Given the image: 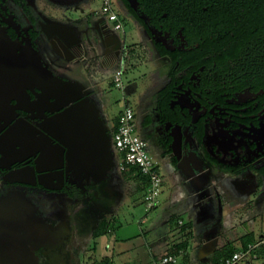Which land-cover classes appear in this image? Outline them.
Returning <instances> with one entry per match:
<instances>
[{
	"label": "flooded vegetation",
	"instance_id": "flooded-vegetation-1",
	"mask_svg": "<svg viewBox=\"0 0 264 264\" xmlns=\"http://www.w3.org/2000/svg\"><path fill=\"white\" fill-rule=\"evenodd\" d=\"M94 1L0 0V61L4 62L0 65V223L5 212L13 216L7 218L11 235L0 237L1 263L24 260V236L30 226L37 228L38 221L49 218L61 201H86L88 217L93 218V213H105L115 196L109 179L96 181L88 174L79 186L66 158L59 157L62 146L49 130L57 133L56 120L72 102L61 106L62 100L41 96L25 76L14 80V71L29 70L36 58L54 73L77 79L71 69L88 57L89 46L97 50L90 37L93 32L103 65H121L125 44L94 8ZM113 3L120 14L141 26L162 61L163 83L150 98L145 93L135 106L125 105L133 108L136 130L150 151L189 175L196 172L199 180L209 167L232 172L264 169V0ZM69 6L78 8L81 17L66 15L64 20L51 12ZM85 6L92 12L83 14ZM179 7H183L182 19L166 10ZM81 19L84 27L78 25ZM55 60L71 61L65 74L51 68ZM87 88L102 106L98 88L94 84ZM42 149L47 150L45 156L40 155ZM44 251L41 248V258L52 262ZM80 254L70 256L65 247L54 257L57 262L79 264Z\"/></svg>",
	"mask_w": 264,
	"mask_h": 264
},
{
	"label": "rangeland",
	"instance_id": "rangeland-1",
	"mask_svg": "<svg viewBox=\"0 0 264 264\" xmlns=\"http://www.w3.org/2000/svg\"><path fill=\"white\" fill-rule=\"evenodd\" d=\"M93 5L94 8L100 9L99 0H95ZM92 10V8H87V6H85V13L83 14H89ZM51 12H54V14L58 12L57 14H60L59 16L64 20H66V15L71 18L81 17L82 15L78 8L70 6L64 11L54 9ZM119 18L123 27L118 30L117 35L124 42L126 47L124 60L121 63L123 68V72L121 73L123 81L122 87L116 86L111 81L115 71H117L121 65L116 64L114 68L103 65V55L100 51L101 48L99 49L100 42L94 32L91 33L90 37L94 45L97 46H95L97 50L89 46L87 48L88 57L71 69L77 78L72 80L78 81L83 86L86 94L88 91L87 86L92 87V84H94L95 87L98 88L97 92L100 100L103 102L102 106H100L96 100L95 101L100 108L101 116L108 124L109 134L111 132L110 126L115 124L118 113L125 107L126 103L135 106L137 101L139 102V100L145 96V93L146 97L150 98L157 87L163 83V76L161 73L162 61L157 58L144 30L139 24L136 26L135 21L133 18L131 19V17L121 13ZM84 23L85 22L81 19L78 22L79 27H84ZM68 60L59 63L55 60L51 63V68L57 70L59 74H65V66L71 64V61ZM131 85L136 87L134 92L129 91ZM136 131L139 133L138 129ZM112 149L114 152V167L112 168V172H108L106 180L109 179L108 183L116 190L114 198L109 202L110 204L107 205L108 210L105 213L104 210H98L99 212L93 213L95 214L93 215L94 217L90 218L88 217L90 209L87 208L88 203H86V201H82L80 198L73 203L67 200L61 201L59 204L60 206L55 210L56 212L54 211L49 218H42L38 221L37 228L30 226V231L26 234L27 236L22 235L25 237L24 244H26L25 249H27L25 258L24 260L21 259L18 261L14 258L15 262H12V264H71V262L64 263L55 260L54 252H64L65 247L69 250L70 256H74L75 253H81V261L85 260L93 264L94 260L98 261L99 259V262H101L100 260L104 258L100 257L101 246L99 241L96 240L97 236H93L92 234L93 229L96 226L98 227V222L99 224L105 222V232L111 233L115 237L113 248L110 246V243L105 245V249H112V255L109 257L108 264H151V255L148 253V246L154 237L163 233L165 229L164 225H167L170 232L175 235L180 232L178 219L180 216L185 220L188 219L186 213L180 211L174 212L168 220H165L163 215L166 205L171 200L170 198L174 199V201L171 202L173 205L180 202L182 195L179 194V182L176 179V175L180 171L176 173L172 164L166 157L160 159L155 155L160 162L161 173L165 182L162 184L157 205L154 208L146 209L144 202L145 190L142 189L141 183L138 182L139 178L137 177V175L140 174L139 170L135 168L136 170L130 173L126 170L120 171L116 166V151L114 147H112ZM129 169L130 167L127 170ZM113 171L120 173L116 175ZM262 172L264 173V169L261 168L258 175ZM81 174V180L78 179L79 186L83 184L82 179L83 176H85L84 173ZM219 191L221 192V190ZM262 207L264 208V206L255 203V205L250 208L252 212L259 213ZM73 213L75 218L72 215ZM102 216L104 219H101ZM1 218H4V220H2L3 223H0V237L3 236L7 239L12 233L7 218H13V216H11V214L9 216L4 214L1 215ZM58 218H61V223L59 220L55 221ZM2 225L5 227L3 228ZM13 225L15 226L16 222H14ZM56 226L58 227L57 230L55 229ZM244 228H246V225L240 224L239 227L235 228V231L236 229L238 231L242 229L243 231ZM109 236L110 234H108V237ZM249 237L250 236L246 234L236 235L231 233L225 249H232V247L237 248L241 241L246 242ZM1 248H3L2 244H0V253ZM41 248L43 250L45 249L44 253H42L44 256L54 259L52 262H50L51 260L48 261L49 258L48 260L46 257L45 259L41 258L39 253ZM263 258L264 257L257 258L256 263L264 264ZM0 264L5 263L0 262Z\"/></svg>",
	"mask_w": 264,
	"mask_h": 264
},
{
	"label": "crops",
	"instance_id": "crops-1",
	"mask_svg": "<svg viewBox=\"0 0 264 264\" xmlns=\"http://www.w3.org/2000/svg\"><path fill=\"white\" fill-rule=\"evenodd\" d=\"M120 69L123 72L122 65ZM134 87L131 85L129 89ZM173 169L176 173L180 171L176 179L179 182V194L182 196L176 205L171 203L174 199L170 198L163 214L164 219L168 220L174 212L179 211L185 212L188 219L179 217L180 232L177 235L171 233L169 227L164 225L163 233L152 239L148 246L151 264L154 258L162 254H175L178 260L176 264H214L231 251L245 246V243L264 236V208L262 207L259 213L252 212L250 208L255 203L264 206L263 172L258 175L256 169L248 170V172H232L229 169L209 167L204 171L203 179L199 180L196 172L193 176L192 173L189 175L179 168L173 167ZM134 170L136 169L131 167L126 171L130 173ZM137 177L142 189H145L146 178L141 173ZM102 180L105 181L106 178ZM110 187L116 190L113 186L110 185ZM240 224H245L246 228L243 231L242 229L235 231ZM96 229L97 226L92 231L93 236ZM231 233L246 234L250 237L246 242L241 241L237 248L232 247L227 250L225 247ZM108 234H110L109 237ZM114 238L111 233L106 232L96 237L101 246L100 257L107 258L108 261L112 255V249H105V245L110 243L113 248ZM260 257H264V247L259 248L256 258H243L236 264H259L256 263V259ZM96 263L101 264L99 259L94 260L93 264Z\"/></svg>",
	"mask_w": 264,
	"mask_h": 264
},
{
	"label": "water",
	"instance_id": "water-1",
	"mask_svg": "<svg viewBox=\"0 0 264 264\" xmlns=\"http://www.w3.org/2000/svg\"><path fill=\"white\" fill-rule=\"evenodd\" d=\"M1 64L4 62L0 61ZM31 64L29 70L14 71L15 82L25 76L46 99L52 98V102L62 100L61 106L72 102L56 120L57 133L49 130L62 146L60 159L66 158L67 169L72 170L80 180L81 173L93 175L96 181L105 179L114 167V152L108 124L101 116L97 102L86 94L78 81L55 74L46 64L38 63L37 58ZM17 73H21V77H16ZM46 154L47 150L42 149L40 155Z\"/></svg>",
	"mask_w": 264,
	"mask_h": 264
},
{
	"label": "built area",
	"instance_id": "built-area-1",
	"mask_svg": "<svg viewBox=\"0 0 264 264\" xmlns=\"http://www.w3.org/2000/svg\"><path fill=\"white\" fill-rule=\"evenodd\" d=\"M99 13L104 14L114 30H119L123 24L119 18V11L113 0H101ZM122 70L115 71L112 82L122 86ZM111 144L117 157L116 166L120 171L134 167L146 178L144 202L146 209L154 208L158 203V196L164 182L159 160L150 151L147 140L136 131V121L133 108L125 106L118 113L115 124L110 132ZM264 247V236L258 240L249 241L245 246L221 257L214 264H236L243 258L258 256L259 248ZM175 254H162L153 259L152 264H176ZM79 264H90L80 261Z\"/></svg>",
	"mask_w": 264,
	"mask_h": 264
},
{
	"label": "trees",
	"instance_id": "trees-1",
	"mask_svg": "<svg viewBox=\"0 0 264 264\" xmlns=\"http://www.w3.org/2000/svg\"><path fill=\"white\" fill-rule=\"evenodd\" d=\"M166 10L169 11L175 17H178L179 19H182L183 7L166 9ZM105 227H106V223L105 222H101V224L98 225L97 229L94 230V235L98 236L99 234L105 232ZM245 245H246V243H245ZM100 263L101 264H108L107 258H103Z\"/></svg>",
	"mask_w": 264,
	"mask_h": 264
}]
</instances>
